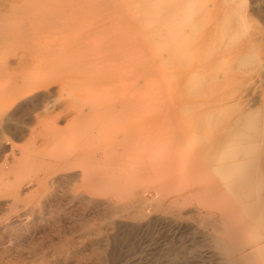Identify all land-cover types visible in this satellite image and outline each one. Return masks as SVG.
I'll return each mask as SVG.
<instances>
[{"label": "rangeland", "instance_id": "374dc122", "mask_svg": "<svg viewBox=\"0 0 264 264\" xmlns=\"http://www.w3.org/2000/svg\"><path fill=\"white\" fill-rule=\"evenodd\" d=\"M262 113L264 0H0V264H264Z\"/></svg>", "mask_w": 264, "mask_h": 264}, {"label": "bare ground", "instance_id": "6f19581e", "mask_svg": "<svg viewBox=\"0 0 264 264\" xmlns=\"http://www.w3.org/2000/svg\"><path fill=\"white\" fill-rule=\"evenodd\" d=\"M134 1V0H133ZM140 1V0H139ZM178 1V0H177ZM136 2H138V1H136ZM176 2V1H175ZM190 2V1H189ZM140 3V2H139ZM185 4L184 5H181V4H179V3H175V4H173V5H171V6H165L164 8H161V7H158L159 9H157V10H159V12H164V13H169V14H175V13H179L180 11H182L183 9H184V7L183 6H187V4H188V2L186 1V2H184ZM182 4H183V2H182ZM191 4H192V2H191ZM140 6V5H139ZM209 6V5H208ZM137 7V6H136ZM141 7V6H140ZM153 8V7H152ZM156 10V11H157ZM139 12V11H138ZM141 12V11H140ZM180 14V13H179ZM179 14H178V16H179ZM193 14H195V13H193ZM197 14V13H196ZM165 15V14H164ZM184 15V14H183ZM138 16H140V15H138ZM142 16V15H141ZM159 16V15H158ZM174 17H175V15H174ZM140 19H141V17H140ZM141 21H142V19H141ZM163 22V21H162ZM163 24V23H162ZM160 28V27H159ZM126 29V28H125ZM142 29V28H141ZM157 30V29H156ZM185 31H187V30H185ZM161 32V31H160ZM152 34V33H151ZM155 36V35H154ZM139 37H140V35H139ZM163 39V38H162ZM197 39V38H196ZM231 40V39H230ZM225 42V41H224ZM139 43V42H138ZM196 43V42H195ZM140 44V43H139ZM155 45H157V44H155ZM169 46V45H168ZM155 48V47H154ZM153 48V49H154ZM163 48V47H162ZM142 49V48H141ZM166 50H167V48H166ZM169 50V49H168ZM174 50V49H173ZM172 50V51H173ZM189 50V49H188ZM125 51V50H124ZM158 52V51H157ZM167 52V51H166ZM138 53H139V51H138ZM143 53L145 54V52H144V50H143ZM160 53V52H159ZM177 54V53H176ZM163 55V54H162ZM166 55V54H165ZM192 55V54H191ZM164 57V56H163ZM170 57V56H169ZM165 58V57H164ZM168 58V57H167ZM180 58V57H179ZM171 59V58H170ZM181 59V58H180ZM145 60V59H144ZM148 60V59H147ZM140 61V60H139ZM141 61H143V60H141ZM248 61V60H247ZM146 62H148V61H144L143 62V65L139 68V76H140V78H141V83L139 82L138 83V85H139V88L140 87H142L141 89H145L146 87V83H145V75H146ZM162 62H163V60H162ZM180 61H179V59H178V62H175V63H179ZM181 62H182V60H181ZM180 62V66H178L177 64H175L174 63V65H177L178 67H180L179 68V70H180V72H177L178 73V75L179 76H183V75H185V74H189L190 72H192L193 73V66H191V65H193V63H191L190 62V65H188V66H190V67H185V65L184 64H182ZM246 62V61H245ZM164 64V63H163ZM152 64L150 63V66H151ZM152 66H155V65H152ZM152 66H151V69H153L152 68ZM158 66V65H157ZM166 66H167V64H166ZM176 66V67H177ZM177 67V68H178ZM169 68V67H168ZM184 68V69H183ZM150 69V68H149ZM167 70V69H166ZM165 70V71H166ZM138 73V72H137ZM137 73H135V76H137L138 77V75H136ZM176 73V74H177ZM171 74H173L172 73V71H171ZM191 74V73H190ZM162 76H163V82H164V84H163V86H162V89H164V90H170V92L172 91V90H175V88H174V86H173V84L171 83V81H170V79H169V76H170V74L169 73H166V72H164V74H162ZM188 76H190V75H188ZM196 77V76H195ZM181 78V77H180ZM191 78V77H190ZM139 78H137V80H138ZM140 80V79H139ZM172 80V79H171ZM191 80V79H190ZM160 81V80H159ZM193 84H191L190 86H187L186 87V90L187 91H192V89H193V86H192ZM163 90V91H164ZM140 101V100H139ZM145 101V100H144ZM144 101H140L141 102V105H142V107L144 106ZM148 101V100H147ZM262 101V100H261ZM139 103V102H138ZM260 103V102H259ZM248 104H249V102H248ZM250 105H252V104H250ZM262 105V104H261ZM136 106H139V104L138 105H136ZM253 106V105H252ZM129 107V106H128ZM133 107V106H132ZM134 107H135V105H134ZM262 107V106H261ZM117 108H119V107H117ZM168 108H169V106H168ZM245 108V107H244ZM243 108V109H244ZM145 109V108H144ZM118 110V109H117ZM242 110V109H241ZM108 111V110H107ZM113 111H115V110H113ZM129 111V110H128ZM130 111L132 112L133 110H131V108H130ZM133 112H135V111H133ZM110 113V112H109ZM115 113V112H114ZM119 113V112H118ZM251 113V112H250ZM120 114V113H119ZM125 114V113H124ZM122 115V114H121ZM121 115H120V117H121ZM128 115V114H127ZM126 115V116H127ZM118 116V115H117ZM152 116V115H151ZM124 117V116H123ZM128 117V116H127ZM114 118V117H113ZM125 118V117H124ZM250 118V117H249ZM123 119V118H122ZM125 120V119H124ZM258 120H259V118H258ZM260 128H259V133H260V135L262 136V137H264V113H262V117L260 118ZM172 122H173V120H172ZM127 134V133H126ZM101 136H102V134H100ZM132 135V134H131ZM178 135V134H177ZM97 137V136H96ZM179 137V136H178ZM260 138V137H259ZM94 140V139H93ZM96 140V139H95ZM98 141V140H97ZM261 141V140H260ZM121 144V143H120ZM121 146V145H120ZM119 147V146H118ZM231 150V149H230ZM262 155H264V154H262ZM260 157V156H259ZM69 158V157H68ZM70 161V160H69ZM216 168V167H215ZM198 169V168H197ZM250 174V173H249ZM93 175V174H92ZM91 175V176H92ZM252 175V174H251ZM94 176V175H93ZM245 177H243V178H241L240 176V178H239V180H235V179H233V178H229V179H226V190H225V193H226V212H225V215H224V218H225V221H224V224H225V227L223 228V227H221L220 225H219V222H218V220L217 221H215V220H213L214 222H213V226L211 225V221H210V226L212 227V228H214V230L215 231H218V232H220L221 233V235L222 236H224V238L225 239H231V240H233V231H234V228H233V225H235V217H234V214H235V212H244V213H247L248 214V216L250 217V219L251 218H255V217H260V219L261 220H264V186H262V187H253V188H250L252 185H255V182H253V180L250 178V176L249 177H246V175H244ZM253 176V175H252ZM66 177V176H65ZM95 177H96V175H95ZM95 177H91V178H94L95 179ZM255 177V176H254ZM97 179H98V177H97ZM69 180V179H68ZM211 181V180H210ZM95 182V181H94ZM262 184H264V183H262ZM224 185V184H223ZM90 191V190H89ZM209 193V192H208ZM109 194V193H108ZM197 194V193H196ZM212 194V193H211ZM78 195V194H77ZM206 195V194H205ZM214 195V194H213ZM80 196H81V194H80ZM92 198V197H91ZM76 199V198H75ZM78 199H81L80 197L78 198ZM74 200V199H73ZM197 200V199H196ZM82 201V200H81ZM15 202V201H14ZM13 202V203H14ZM77 203H78V201H77ZM76 203V204H77ZM81 203V202H80ZM8 204V203H7ZM10 204V203H9ZM43 206V205H42ZM9 207V206H8ZM16 211V210H15ZM21 211V210H20ZM31 211V210H30ZM33 211V210H32ZM18 212V211H17ZM21 213H23V212H21ZM29 213V212H28ZM15 214H17L16 212L14 213V215ZM20 214V213H19ZM21 215V214H20ZM29 215V214H28ZM97 215V214H96ZM14 217V216H13ZM24 217H26V216H24ZM257 217V218H258ZM17 218H19V216L17 217ZM26 218H29V217H26ZM10 219V218H9ZM245 219H247V216H246V218ZM259 219V220H260ZM13 220V219H12ZM28 220V219H27ZM222 222V221H221ZM233 222H234V224H233ZM249 222H251L250 220H249ZM11 223H12V221H11ZM14 223V222H13ZM202 223V222H201ZM209 223V222H208ZM254 223V222H253ZM226 224H228V225H226ZM250 224V223H249ZM21 225V224H20ZM208 225V224H207ZM251 225V224H250ZM14 226V225H13ZM209 226V225H208ZM228 226H230V227H228ZM254 226V225H253ZM253 226L251 227V228H253ZM257 226V225H256ZM20 228V227H19ZM247 228H249V227H247ZM250 229V228H249ZM253 230H255L254 228H253ZM18 232V231H17ZM242 234V233H241ZM260 234V233H259ZM20 237V236H19ZM13 238V237H12ZM16 239V238H15ZM260 239H264V236H262V237H260ZM15 243V242H14ZM231 243V242H230ZM242 247V246H241ZM241 247H237V249L239 250V248H241ZM243 248V247H242ZM236 249V250H237ZM15 250V249H14ZM235 250V249H234ZM255 250H261V251H264V245H256L255 246ZM60 251V250H59ZM239 252V251H238ZM232 254V253H231ZM233 254H235L234 252H233ZM240 255V254H239ZM239 257V256H238ZM40 263V262H39ZM229 264H236V263H234V262H230Z\"/></svg>", "mask_w": 264, "mask_h": 264}]
</instances>
